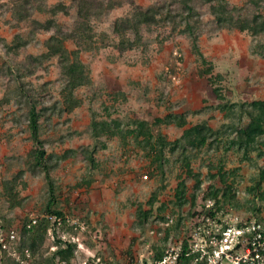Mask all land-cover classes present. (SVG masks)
Wrapping results in <instances>:
<instances>
[{
  "label": "rangeland",
  "instance_id": "374dc122",
  "mask_svg": "<svg viewBox=\"0 0 264 264\" xmlns=\"http://www.w3.org/2000/svg\"><path fill=\"white\" fill-rule=\"evenodd\" d=\"M185 4L193 10L189 19ZM87 6L91 13L86 7L80 17L73 0H0V219L18 229L30 214L49 215V182L29 170L26 158L31 143L20 84L40 112L56 206L86 226L61 235L76 244L71 264L152 261L184 239L197 244L208 229L219 238L230 224L264 221V135L247 155L231 144L234 129L249 120L238 106L264 101V35L229 25L264 17V0H89ZM51 37L89 80L73 91L80 103L70 112L60 57L48 54ZM135 121L151 132L128 134ZM204 123L217 137L200 148L186 140L175 146L185 130ZM219 172L232 186L227 201L210 198L223 188ZM15 177L17 204L3 188ZM182 180L187 203L179 207L174 196ZM207 218L216 224L203 230Z\"/></svg>",
  "mask_w": 264,
  "mask_h": 264
},
{
  "label": "trees",
  "instance_id": "16d2710c",
  "mask_svg": "<svg viewBox=\"0 0 264 264\" xmlns=\"http://www.w3.org/2000/svg\"><path fill=\"white\" fill-rule=\"evenodd\" d=\"M77 4V14L78 16H84L86 11V7H88L89 0H73ZM59 7H63V5H58L53 8V11L61 9ZM184 7L187 10V16L193 14V10L189 7V5L185 4ZM214 9V13H216V6H212ZM221 8L224 13H228V9L225 5H221ZM158 12L156 8H148L145 13L153 10ZM90 7H88V12H90ZM157 14V13H156ZM170 14V13H168ZM88 15V14H87ZM85 15V16H87ZM174 19V17H172ZM190 16L187 18L189 19ZM185 19V18H184ZM218 22L224 21L223 18H218ZM244 22V23H243ZM236 21L229 25H233V27L238 28L240 30H245L246 28H250L255 35H264V17L262 16H253L250 20L245 21ZM185 30L191 32V26L189 23L186 24ZM48 54L51 56L59 55L60 62L64 68V77H65V87H64V97L66 110L68 112L72 111L75 107L79 105L80 102L76 101L73 98V91L76 88L81 86H85L89 83L88 77L86 75L85 69L81 63L78 61L69 60V55L67 54L66 49L63 47L62 42H58L54 37H51L47 41ZM209 71V68L205 70L204 74ZM18 91L21 96L26 98L27 103V112H26V123L29 131V141L31 143V149L28 151L26 158L29 161V170L32 173L43 174L44 178L49 182L48 184V200L45 211L51 215L54 220H48L47 218H42L37 221L35 225H31L30 217L23 218L21 221L20 227L17 229V243L16 248L18 253L21 255V251L24 249H28L32 256L36 257L37 255L42 256L39 263L45 264H71L75 257L77 256L76 244L73 240H65L61 235L65 233V230H80L79 227H84V230H80L81 232L86 231V226L84 222L76 219V223L74 219H70L68 216H65L63 211L56 206L57 204V196L50 180V166L48 163L51 159V155L47 154L45 150V142L41 137V123H40V112L36 104L31 100V98L26 95V92L23 90L22 86L18 84ZM214 92L217 94V98H221V94H219V90L216 89ZM241 111L246 113L249 117L248 123L244 125H240L239 127L234 129L235 132V140L231 142V144L236 143L239 149L243 150L244 155H247L252 145L255 143L256 139L264 135V101L256 100L249 103H243L238 106ZM222 109H229V111L234 108V104H223ZM136 130H132L128 132V134L135 135L138 133L143 134L144 132H151L149 124L144 121H135L134 122ZM218 131H214L210 127L204 124L194 125L189 129L185 130L181 140L176 141L175 146L182 144L184 140L187 141V145L193 148H200L207 144L210 138L214 136L217 137ZM236 141V142H235ZM159 143L162 147H164V142L162 137H160ZM185 159L187 157L185 156ZM185 171L188 175H191L190 165L188 160L184 163ZM224 173L219 172L220 180L223 185L222 189H214L211 194V199L215 201L221 199L222 201H227L231 197H234V194H231L232 190L231 184H227V181L223 175ZM260 181L264 180V170L261 172ZM17 182L16 177L10 181H7L4 184V193L6 197L13 203H18L17 193L15 191V184ZM186 184L182 180L177 184L175 191V200L179 207H182L187 203L186 198ZM193 199L191 202H193ZM154 201H150L152 204ZM218 202V201H217ZM216 204V202H215ZM208 215L213 216L211 210H206ZM144 218H147L150 214V210H140L138 211ZM67 217V218H66ZM73 220V221H69ZM260 223V222H259ZM264 224V221H261ZM0 228L4 230L13 229L12 223L0 219ZM59 234V236H58ZM46 242L49 243V251L48 246L45 254L41 255V250L43 249ZM188 241L184 239L181 243V255L183 256L188 252ZM54 247L53 250H51ZM164 252V251H163ZM156 252L150 259H159L164 253ZM183 258V257H181ZM88 264H91V258H87ZM86 263V264H87ZM0 264H18L17 260L11 257L6 250H2L0 247Z\"/></svg>",
  "mask_w": 264,
  "mask_h": 264
},
{
  "label": "built area",
  "instance_id": "2783aa9c",
  "mask_svg": "<svg viewBox=\"0 0 264 264\" xmlns=\"http://www.w3.org/2000/svg\"><path fill=\"white\" fill-rule=\"evenodd\" d=\"M29 217L30 224L35 225L38 217L34 214H30ZM45 218L54 220L51 215L45 216ZM214 224H216L215 221L207 218L201 228L205 230ZM77 227L84 230L82 225ZM209 231L208 229L207 236H202L196 242L197 244L190 245L189 243L188 252L183 256L180 245L167 249L159 259L147 262L135 260L129 264H264V224L255 221L242 225L230 224L221 231L219 238L212 237L213 234ZM17 234L16 228L10 230L0 228L1 249L8 251L18 264H45L36 262V257L32 256L28 249L22 250L21 255L18 253ZM194 234L197 236L200 233L195 231Z\"/></svg>",
  "mask_w": 264,
  "mask_h": 264
}]
</instances>
